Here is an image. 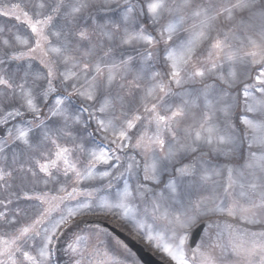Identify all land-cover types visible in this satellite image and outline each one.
Returning a JSON list of instances; mask_svg holds the SVG:
<instances>
[{"label":"snow or ice","instance_id":"6c2138e0","mask_svg":"<svg viewBox=\"0 0 264 264\" xmlns=\"http://www.w3.org/2000/svg\"><path fill=\"white\" fill-rule=\"evenodd\" d=\"M264 264V0H0V264Z\"/></svg>","mask_w":264,"mask_h":264},{"label":"water","instance_id":"95a60500","mask_svg":"<svg viewBox=\"0 0 264 264\" xmlns=\"http://www.w3.org/2000/svg\"><path fill=\"white\" fill-rule=\"evenodd\" d=\"M146 259H148L149 261H151V264H157L155 258L153 256H149L147 253L142 252L141 253Z\"/></svg>","mask_w":264,"mask_h":264}]
</instances>
